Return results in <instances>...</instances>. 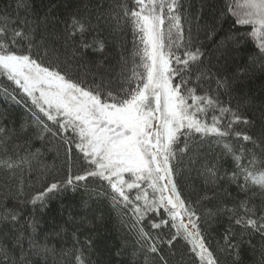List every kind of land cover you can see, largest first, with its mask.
<instances>
[{"label": "snow or ice", "instance_id": "snow-or-ice-1", "mask_svg": "<svg viewBox=\"0 0 264 264\" xmlns=\"http://www.w3.org/2000/svg\"><path fill=\"white\" fill-rule=\"evenodd\" d=\"M21 7L27 10L28 5L20 2L17 8ZM117 7L120 12L114 13V18L118 23L123 20L130 24L139 39V45L134 46L131 75L122 73V85L127 87L121 86L119 90L108 87L105 78L91 72L87 64H77L81 54L76 48L71 57L65 55L62 59L58 48L46 44L43 37L36 39L35 30L27 19L20 21L24 27L14 28L7 16L3 18L0 74L31 101L29 111L37 110L32 111V115L34 123L41 129L40 138L44 133H50L52 137L62 139L69 145V154L74 144L84 161L83 174L72 175L70 171L66 181L52 183L29 202L43 204L49 194L60 188L80 186L74 181L97 178L111 190H101L100 195L107 196L114 207L122 206L132 213L137 242L147 253L159 254L161 250L157 246L158 239L146 229L145 221L152 229H159L170 220L176 232L167 241L169 245L182 234L200 264H218L198 227L195 209L178 190L172 161L177 153L189 151L192 141L215 138L222 142L224 153L231 155L236 163L228 177L230 181L242 192L257 188L264 194V131L259 137H253L234 127L254 122L242 115L239 105L233 108L230 101L226 103L220 99L221 92L231 95L228 78L213 74L203 66L205 54L198 38L193 36V23L197 33L205 31L209 39L216 30L207 23L200 24L202 17L199 14L192 18L187 10L182 11L181 0H133L131 8L126 2ZM227 17L232 18L236 31L230 32L225 39L238 44V37L250 38L258 56L264 58V0H225L216 22ZM88 31L89 26L73 15L65 24V41L74 40L79 34V48L87 49L99 43L94 50L102 52L101 42L94 39L92 44L88 43ZM121 61L125 65L128 63L123 56ZM213 77L216 88L198 94L202 82ZM4 91L7 93V89ZM12 99L20 103L15 96ZM7 132L6 128L0 127V146L5 153L8 151L6 142L10 139ZM229 136L242 137L243 141L252 143L253 148L240 145L237 149L226 141ZM30 155L35 156L34 153ZM24 165L31 168L27 156L0 158V168L13 173L18 168L22 171ZM205 171L212 183L221 178L214 165ZM255 194L253 192V196ZM19 195H23L22 189ZM249 203L248 199L240 202L242 213L232 211L235 224L242 230L241 239L247 234L251 244V238L256 234L264 239V211L258 215L256 206L249 207ZM160 209L169 219H164L161 213V220L156 223L147 214ZM0 221L17 222L18 215L5 209L0 212ZM29 227L32 232L21 233L15 241L21 249L22 264H31L27 259L29 252L39 256L53 251L34 235V222L29 221ZM233 236L235 233L230 227L225 244L227 248L237 250L234 264H240L239 245L233 242ZM25 240L27 249L24 248ZM0 255L3 256L0 264H7V246L0 247ZM74 258L75 264H89L90 258L82 247L75 249ZM160 260L167 264L162 254ZM13 264H16L15 258ZM261 264H264V248Z\"/></svg>", "mask_w": 264, "mask_h": 264}, {"label": "trees", "instance_id": "trees-1", "mask_svg": "<svg viewBox=\"0 0 264 264\" xmlns=\"http://www.w3.org/2000/svg\"><path fill=\"white\" fill-rule=\"evenodd\" d=\"M20 2L28 5L27 10L17 8ZM123 2L129 8L133 6V0H0V25L4 24L5 16L14 28L24 27L20 21L27 19L35 30L37 40L43 37L46 44L58 48L62 59L65 55L71 57L76 48L81 54L77 64H87L91 72L105 78L108 87L119 90L121 86L127 87L126 84L122 85L123 75H131L134 46L139 45L131 25L123 20L118 23L114 18V13L120 12L117 6ZM224 2L181 0V10H187L192 18L199 14L202 17L200 24L207 23L215 28V35L209 39L205 31L197 33L193 23V36L198 38L205 54L203 66L213 74L228 78L231 95L221 92L220 99L226 103L230 101L233 108L239 105L242 115L254 122L252 125L239 124L234 127L259 137L264 131V67L261 66L264 65V58L258 56V50L250 38L238 37V44L225 39L236 29L231 17L216 22ZM73 15L89 26L86 39L90 44L94 39L101 42L102 52L94 50L99 43L87 49L79 48V34L66 43L65 24ZM187 27L185 22L186 30ZM121 56L127 60L126 65L121 61ZM209 88H216L215 77L203 81L198 94ZM4 89H7V93ZM12 96L20 103H16ZM31 107V101L5 75L0 74V127L6 128L10 137L6 142L7 153L0 146V158L27 156L31 163L30 169L24 165L22 171L18 168L14 173L0 168V212L8 209L18 215L17 222L0 221V247L7 246L9 249L7 264H13V258L16 264H22L21 249L15 241L21 233L32 232L29 221L34 222L36 238L53 250L39 256L27 253L31 264H75V249L80 247L90 258L89 264H163L161 254L167 264H200L182 234L172 245L167 243L171 234L176 232L170 220L159 229H152L145 221L146 229L158 239L157 246L161 252L147 253L142 249L137 242V231L132 227L135 223L132 213L122 206L114 207L107 196L100 195L101 190H111L97 178L74 181L80 186L60 188L49 194L43 204L39 201L35 205L30 203L34 195L52 183L62 184L66 181L70 171L76 175L83 174L84 169V161L80 159L82 154L78 153L74 144L69 154V145L64 144L62 139L52 137L50 133H44L40 138L41 129L34 123L32 115V111L37 110L33 108L29 111ZM65 135L71 136V133ZM226 141L237 149L240 145L253 148L252 143L243 141L242 137L229 136ZM32 153L34 157L30 155ZM213 165L221 177L215 183L207 179L205 171ZM172 167L178 190L195 209L198 227L218 264H234L237 255V250L229 249L225 244V235L230 227L235 233L232 240L239 245L240 264H261L264 239L259 234L252 236L251 244L248 243L247 234L241 239L242 230L235 224L232 210L242 213L240 202L248 199L249 207L255 205L259 215L264 211V194L257 188L242 192L230 181L228 177L235 170L236 163L231 155L224 153L222 142H217L215 138L196 139L190 143L189 151L177 153ZM21 189L23 195H19ZM253 192L256 193L254 196ZM161 213L163 209L147 215L159 223ZM163 218L169 219L166 213H163ZM24 248H28L26 240ZM65 252L69 255H65ZM2 261L3 256L0 255Z\"/></svg>", "mask_w": 264, "mask_h": 264}, {"label": "rangeland", "instance_id": "rangeland-1", "mask_svg": "<svg viewBox=\"0 0 264 264\" xmlns=\"http://www.w3.org/2000/svg\"><path fill=\"white\" fill-rule=\"evenodd\" d=\"M184 219H185V222H186V218L184 217ZM191 226L189 225V228H190Z\"/></svg>", "mask_w": 264, "mask_h": 264}]
</instances>
